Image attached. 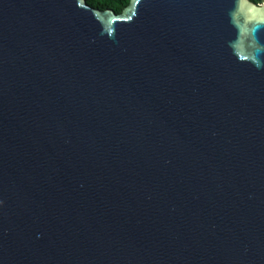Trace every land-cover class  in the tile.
Masks as SVG:
<instances>
[{
  "label": "water",
  "instance_id": "1",
  "mask_svg": "<svg viewBox=\"0 0 264 264\" xmlns=\"http://www.w3.org/2000/svg\"><path fill=\"white\" fill-rule=\"evenodd\" d=\"M0 264H264V3L0 0Z\"/></svg>",
  "mask_w": 264,
  "mask_h": 264
},
{
  "label": "trees",
  "instance_id": "2",
  "mask_svg": "<svg viewBox=\"0 0 264 264\" xmlns=\"http://www.w3.org/2000/svg\"><path fill=\"white\" fill-rule=\"evenodd\" d=\"M87 5L99 10H112L115 14H120L128 5L129 0H85ZM250 2L259 5L264 3V0H249Z\"/></svg>",
  "mask_w": 264,
  "mask_h": 264
}]
</instances>
